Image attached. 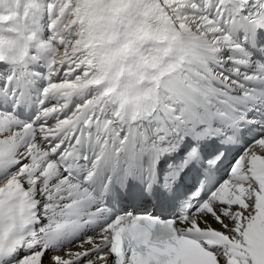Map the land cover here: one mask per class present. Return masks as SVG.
I'll return each instance as SVG.
<instances>
[{"label": "snow or ice", "instance_id": "1", "mask_svg": "<svg viewBox=\"0 0 264 264\" xmlns=\"http://www.w3.org/2000/svg\"><path fill=\"white\" fill-rule=\"evenodd\" d=\"M0 264H264V0H0Z\"/></svg>", "mask_w": 264, "mask_h": 264}]
</instances>
